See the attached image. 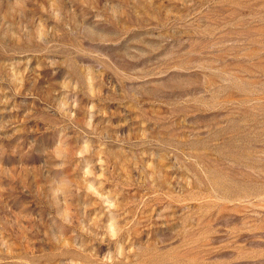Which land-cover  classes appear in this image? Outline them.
<instances>
[{
	"label": "rangeland",
	"instance_id": "rangeland-1",
	"mask_svg": "<svg viewBox=\"0 0 264 264\" xmlns=\"http://www.w3.org/2000/svg\"><path fill=\"white\" fill-rule=\"evenodd\" d=\"M0 264H264V0H0Z\"/></svg>",
	"mask_w": 264,
	"mask_h": 264
}]
</instances>
